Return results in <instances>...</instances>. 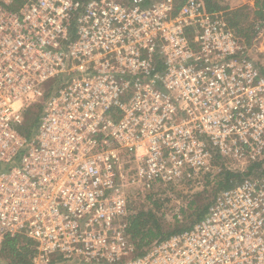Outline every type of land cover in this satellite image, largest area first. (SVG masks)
I'll list each match as a JSON object with an SVG mask.
<instances>
[{
  "label": "built area",
  "instance_id": "obj_1",
  "mask_svg": "<svg viewBox=\"0 0 264 264\" xmlns=\"http://www.w3.org/2000/svg\"><path fill=\"white\" fill-rule=\"evenodd\" d=\"M17 2L0 0V245L26 237L32 264H264V73L224 13ZM254 165L263 174L138 254L129 189Z\"/></svg>",
  "mask_w": 264,
  "mask_h": 264
},
{
  "label": "rangeland",
  "instance_id": "obj_2",
  "mask_svg": "<svg viewBox=\"0 0 264 264\" xmlns=\"http://www.w3.org/2000/svg\"><path fill=\"white\" fill-rule=\"evenodd\" d=\"M219 2L222 6L220 13H224L228 20L238 19L239 25L236 27L243 30V36L237 35L245 41L251 57L264 73V14L258 15L262 6H256V0H220ZM237 10L240 11L238 17H235L234 13ZM260 173L261 167L252 175L258 176ZM219 174L187 175L179 185H163L150 193L131 188L128 190L131 216L141 211H151L158 219L162 232L166 234L189 228L200 217L202 214L200 212L204 208H210L225 190L219 187L220 177L214 179ZM242 179H233L231 183L235 184ZM149 194L155 196L160 203L152 205L148 201ZM1 248L2 245L0 250Z\"/></svg>",
  "mask_w": 264,
  "mask_h": 264
},
{
  "label": "trees",
  "instance_id": "obj_3",
  "mask_svg": "<svg viewBox=\"0 0 264 264\" xmlns=\"http://www.w3.org/2000/svg\"><path fill=\"white\" fill-rule=\"evenodd\" d=\"M17 1L18 4L23 2V0ZM219 1L220 0H202L205 12H219L222 9ZM256 1V6H262L260 12L258 13V15L262 16L264 14V0ZM18 4H15L13 7H18ZM239 11L240 10H237V12L234 13L235 17H238ZM228 21L235 32L243 36V30L236 27L239 25L238 19L236 18L234 20ZM39 112L40 106H35L29 109L25 114V120L23 124L18 126L19 131L26 137L31 136L33 133V130L37 124V116ZM259 167L260 165H254L245 174H235L231 172L220 173L218 176L214 177V179L217 180L220 177L221 181L219 182V187L222 189H230L234 185L233 182L231 183L233 179H242L244 176L252 175L255 173V170L259 169ZM261 174H263V172H261L259 175ZM148 199L152 205H158L160 203L159 200H157L152 194H149ZM208 211V207L204 208L203 211L200 212L202 214L195 221V223L204 218ZM187 229L188 228L166 234L165 232H162L158 219L152 215L151 211H141L130 219L128 234L130 235L131 241L134 243L138 254H143L144 250L152 242L167 238L177 233H181ZM32 245L33 242L24 236H17L14 238L6 237L0 250V264H32L31 260L34 254Z\"/></svg>",
  "mask_w": 264,
  "mask_h": 264
}]
</instances>
